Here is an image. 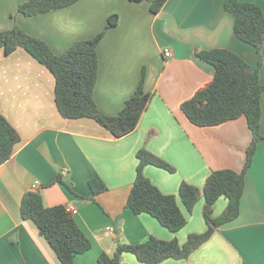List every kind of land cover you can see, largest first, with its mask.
I'll list each match as a JSON object with an SVG mask.
<instances>
[{"label": "crops", "instance_id": "1", "mask_svg": "<svg viewBox=\"0 0 264 264\" xmlns=\"http://www.w3.org/2000/svg\"><path fill=\"white\" fill-rule=\"evenodd\" d=\"M23 1L0 0V30L17 24L56 54L77 40L94 37L107 18L117 14L116 24L97 44L94 100L102 113L117 114L143 69L151 98L136 128L115 138L94 119L62 117L54 101L53 75L23 48L7 55L0 50V113L19 135L11 156L0 164V264H62L34 222L20 215L21 198L35 181L45 206L70 204L77 210L73 218L91 248L75 256L74 264H96L98 256L112 254L117 243L154 236L182 244L188 234L203 232V196L186 212L178 186L185 181L201 188L216 169L240 171L251 133L244 117L211 127H196L185 118L181 102L213 76V67L195 52L227 48L251 67L258 62L255 48L235 36L224 0H167L156 14L146 1L78 0L34 16L16 11ZM241 1L258 4L264 13V0ZM164 49L170 56L165 57ZM260 55L259 81L264 85V40ZM260 132L263 138L245 174L238 216L218 226L187 258L153 264H264V90ZM141 148L174 168L169 172L147 164L143 174L162 193L176 196L187 223L175 233L126 206ZM57 175L70 183L72 192L60 182L46 184ZM92 177L100 178L106 190L93 195L88 186ZM226 204L220 197L213 216ZM122 261L147 264L127 252Z\"/></svg>", "mask_w": 264, "mask_h": 264}, {"label": "trees", "instance_id": "2", "mask_svg": "<svg viewBox=\"0 0 264 264\" xmlns=\"http://www.w3.org/2000/svg\"><path fill=\"white\" fill-rule=\"evenodd\" d=\"M76 1L78 0H25L18 4L16 11L25 16H34L67 7ZM129 1H146L150 11L156 14L167 0ZM223 6L233 16L235 36L255 48L257 65L251 67L239 54L227 48L196 51L197 58L213 67V76L191 97L181 102L180 110L196 127L217 126L244 117L251 139L245 149L243 167L240 171L229 168L212 170L201 188L185 181L179 184L177 194L186 212H191L199 197L203 196L202 215L206 226L203 232L188 234L182 244L176 238L165 240L154 236L134 244L117 243L114 252H102L96 264H125L122 261V254L125 252L147 264L158 263L167 258H187L218 226L235 219L239 214L245 174L251 166L257 144L263 138L260 123L264 85L259 81V68L264 40V13L258 4L250 1L224 0ZM117 16H109L105 26L94 37L77 40L59 54L54 53L44 40L28 34L17 24L0 30V50L4 54L23 48L51 72L54 77V101L62 117L94 119L115 138L136 128L151 98V93L144 88L146 73L143 69L135 90L123 102L117 114L102 113L94 100L93 89L98 71L97 44L106 31L116 24ZM18 141L19 135L0 113V164L11 156ZM136 158L138 162L135 178L126 206L135 214H149L173 233L179 231L186 225L187 218L180 209L176 196L162 193L143 174V167L147 164L169 172H173L174 168L145 148L137 151ZM54 182L62 183L72 192L70 183L63 181L60 175L46 184ZM88 186L93 195L106 190L104 182L96 177L88 180ZM220 197L226 199V207L220 215L213 216V206ZM20 215L23 219L34 222L62 264H74L75 256L91 248V241L65 205L45 206L38 190L31 189L23 194Z\"/></svg>", "mask_w": 264, "mask_h": 264}, {"label": "built area", "instance_id": "3", "mask_svg": "<svg viewBox=\"0 0 264 264\" xmlns=\"http://www.w3.org/2000/svg\"><path fill=\"white\" fill-rule=\"evenodd\" d=\"M164 55L165 57L170 56V51L169 49H164ZM40 188V183L38 181H35L32 185H31V189L32 190H38ZM66 210L71 214L74 215L77 213V210L70 204L65 205ZM109 229L112 231L113 227H109Z\"/></svg>", "mask_w": 264, "mask_h": 264}]
</instances>
